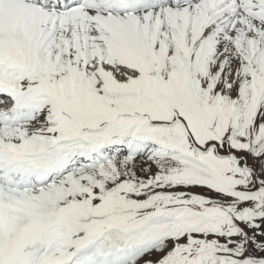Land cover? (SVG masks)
<instances>
[{
    "label": "snow or ice",
    "instance_id": "obj_1",
    "mask_svg": "<svg viewBox=\"0 0 264 264\" xmlns=\"http://www.w3.org/2000/svg\"><path fill=\"white\" fill-rule=\"evenodd\" d=\"M0 264H264V0H0Z\"/></svg>",
    "mask_w": 264,
    "mask_h": 264
}]
</instances>
